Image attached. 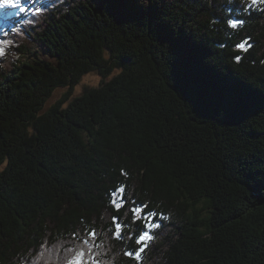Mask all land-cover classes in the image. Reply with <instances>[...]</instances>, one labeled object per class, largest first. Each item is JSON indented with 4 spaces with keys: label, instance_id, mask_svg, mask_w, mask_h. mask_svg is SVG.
<instances>
[{
    "label": "trees",
    "instance_id": "16d2710c",
    "mask_svg": "<svg viewBox=\"0 0 264 264\" xmlns=\"http://www.w3.org/2000/svg\"><path fill=\"white\" fill-rule=\"evenodd\" d=\"M247 2L36 0L0 19V264L72 248L83 264H264V4ZM153 19L195 53L206 106L177 90L183 53Z\"/></svg>",
    "mask_w": 264,
    "mask_h": 264
},
{
    "label": "snow or ice",
    "instance_id": "6c2138e0",
    "mask_svg": "<svg viewBox=\"0 0 264 264\" xmlns=\"http://www.w3.org/2000/svg\"><path fill=\"white\" fill-rule=\"evenodd\" d=\"M36 0H0V13H3V16L0 19H3L4 22L12 21L16 17H21L26 13L39 14L41 11L40 8L33 9V5ZM143 3L148 4L150 0H142ZM211 2V0H210ZM231 3L232 0H229ZM264 4V0H248L247 5L242 9L244 12H248L258 7L259 5ZM109 5L112 6L115 15H120L126 5L125 0H109ZM143 17H141L142 19ZM217 20H213L212 23H217ZM149 23L156 25V31L154 32L155 38H157L161 44H168L172 47L174 52H182V55H179L171 65L172 76L176 82L177 90L183 95L189 97V102L196 106H206L207 101L205 99L204 89H203V75L199 69V64L196 58L195 53L186 45V42H183L180 38L174 37L169 33L167 28L163 26L162 23L156 20H150ZM244 23L243 20L236 18H229L227 20V27L229 29H236L239 25ZM242 48L243 45H240ZM4 55V50L0 48V56ZM239 62V61H237ZM195 69V70H194ZM246 108V99L241 94L236 97L230 103L228 115L239 116L243 113ZM264 180V178H262ZM164 220H168V217H163ZM155 228H163L164 225H154ZM117 232H120V229H116ZM90 236L95 238L96 234L94 231L89 233ZM123 234L121 233V236ZM119 239L120 237H116ZM131 239L136 240L138 250L133 253L125 252L124 255L129 258H135L137 261L141 260V255L145 252V249L149 246V242L154 240V236L141 234ZM84 253L81 252L76 257V259L69 262V264H83Z\"/></svg>",
    "mask_w": 264,
    "mask_h": 264
},
{
    "label": "rangeland",
    "instance_id": "374dc122",
    "mask_svg": "<svg viewBox=\"0 0 264 264\" xmlns=\"http://www.w3.org/2000/svg\"><path fill=\"white\" fill-rule=\"evenodd\" d=\"M2 16H3V13H0V17H2ZM99 81H100L99 77L97 75L93 74V73H90L88 75H85L82 78L81 83L74 88V92H73L72 98L79 96L87 88H91V87L97 86V84L99 83ZM66 93H67V89L66 88L56 89L53 92V95L50 98V100L47 101L46 107H49V106L53 105L55 102H57L58 100H60ZM66 105H67V103L65 104V106ZM83 246H85L84 247V249H85L86 248V245L84 244ZM91 250L92 251H95L93 249H91ZM49 253H47V254H49ZM74 253H76V250L74 248H72L70 251H66V252H64V251H58V258L60 259V263L59 264H69V262H70L72 256L74 255ZM85 255H87L88 257H90L88 254H85Z\"/></svg>",
    "mask_w": 264,
    "mask_h": 264
}]
</instances>
